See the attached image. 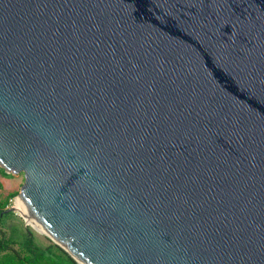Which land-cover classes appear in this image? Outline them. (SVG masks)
Segmentation results:
<instances>
[{
    "label": "water",
    "instance_id": "1",
    "mask_svg": "<svg viewBox=\"0 0 264 264\" xmlns=\"http://www.w3.org/2000/svg\"><path fill=\"white\" fill-rule=\"evenodd\" d=\"M0 168L78 264H264V0H0Z\"/></svg>",
    "mask_w": 264,
    "mask_h": 264
},
{
    "label": "trees",
    "instance_id": "2",
    "mask_svg": "<svg viewBox=\"0 0 264 264\" xmlns=\"http://www.w3.org/2000/svg\"><path fill=\"white\" fill-rule=\"evenodd\" d=\"M9 193L0 199V220L9 210V201L17 195ZM0 264H78L65 250L49 240L39 243L35 240L33 230L27 227L26 235L22 240L0 238Z\"/></svg>",
    "mask_w": 264,
    "mask_h": 264
},
{
    "label": "rangeland",
    "instance_id": "3",
    "mask_svg": "<svg viewBox=\"0 0 264 264\" xmlns=\"http://www.w3.org/2000/svg\"><path fill=\"white\" fill-rule=\"evenodd\" d=\"M2 176H5L6 179L3 178V182L0 181V199H4L11 192H18L21 184L23 183L22 173H5L3 169L0 168V178H2ZM16 203L21 207L22 210L23 207L19 205L18 200L16 202L15 196L9 201V207L16 205ZM0 215H2V212H0ZM25 219L27 222L28 219L26 217ZM30 225L33 226L32 223L25 224V221L19 214L18 210L7 212L0 220V238L4 235L7 238H13L20 241L25 237L28 227L29 229L33 230L35 240L37 242L47 243L49 240H51L44 234L33 229Z\"/></svg>",
    "mask_w": 264,
    "mask_h": 264
},
{
    "label": "bare ground",
    "instance_id": "4",
    "mask_svg": "<svg viewBox=\"0 0 264 264\" xmlns=\"http://www.w3.org/2000/svg\"><path fill=\"white\" fill-rule=\"evenodd\" d=\"M17 200H18L19 205H21V206L23 207V205H22V203L19 201V199H16V202H17ZM16 206H17V208H19V209L21 210V207L18 206L17 203H16ZM23 210H24V207L22 208L21 211H23ZM25 217L28 219V220H27V223H28V224H31V223H32V225H33L35 228H37L38 230L42 231V230L40 229V227H39L35 222L31 221L27 216H25ZM30 222H31V223H30Z\"/></svg>",
    "mask_w": 264,
    "mask_h": 264
},
{
    "label": "crops",
    "instance_id": "5",
    "mask_svg": "<svg viewBox=\"0 0 264 264\" xmlns=\"http://www.w3.org/2000/svg\"><path fill=\"white\" fill-rule=\"evenodd\" d=\"M3 178L6 179L5 176H2V178H0V181L3 182Z\"/></svg>",
    "mask_w": 264,
    "mask_h": 264
}]
</instances>
